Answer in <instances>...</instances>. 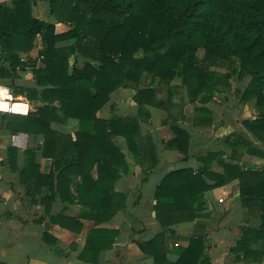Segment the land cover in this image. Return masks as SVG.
Returning <instances> with one entry per match:
<instances>
[{"label": "trees", "instance_id": "trees-1", "mask_svg": "<svg viewBox=\"0 0 264 264\" xmlns=\"http://www.w3.org/2000/svg\"><path fill=\"white\" fill-rule=\"evenodd\" d=\"M37 1L49 2L56 22L68 30L58 32L55 24L33 18L32 4ZM38 36L45 44L41 69L33 61H23ZM0 49L1 79H17L18 71L29 65L43 87V106L36 114H6L2 119L12 134L44 137L41 148L24 152L21 183L29 195L48 189L41 199L48 214L57 199L81 207L80 218L94 223L81 258L93 262L100 252L113 249L120 235L100 226L127 208V195L115 191V183L128 174L126 155L116 138L126 140L138 163L147 154L153 156L152 138L143 136L141 122L151 119L148 106L163 109L168 112L163 124L173 133L165 148L188 159L192 135L180 123L187 117L184 105L194 106L197 129L210 130L214 113L204 105L217 94L232 92V80H247L233 90L242 105L253 102L257 110L255 118L242 122L247 133L233 131L224 137L227 149L198 156V170H177L163 178L154 206L162 232L139 247L155 264H213L204 233L178 247L176 261L168 258L165 240H178L176 224L202 217L205 193L237 181L242 207L258 224L241 229V238L229 252L232 261L223 264L263 261L264 0H14L13 8L0 6ZM72 56L86 62L70 71ZM121 89L136 92V114L98 118ZM27 92L30 97L38 95V90ZM68 120L78 121L75 139L52 128L53 123ZM39 153L52 160L48 174L40 170ZM17 154L9 147L12 168ZM244 156L263 163L258 167L243 161ZM214 165L223 171L214 172ZM67 222L73 230L82 229L77 219L64 214L51 218V224ZM44 240L58 243L48 232Z\"/></svg>", "mask_w": 264, "mask_h": 264}, {"label": "crops", "instance_id": "crops-1", "mask_svg": "<svg viewBox=\"0 0 264 264\" xmlns=\"http://www.w3.org/2000/svg\"><path fill=\"white\" fill-rule=\"evenodd\" d=\"M1 5L13 8L14 0H0ZM32 16L37 20L55 24L58 32L68 30L67 27L56 22L47 1L33 3ZM44 49L45 44L42 37L38 36L32 51L23 54V61L25 63L33 61L36 69L44 68L45 64L41 56ZM85 62L86 60L80 56H72L70 71L74 67H82ZM33 68L28 65L24 70L18 71L15 80L0 78V85L8 87L16 101L13 105L14 112L12 114L14 115H33L43 106L41 93L43 87L38 85ZM32 89L38 90L37 97H34L33 94L30 97L28 94L27 91ZM135 94L136 92L131 89H121L114 93L110 103L98 113V118L110 119L114 116L135 115L137 112V104L134 101ZM209 105L204 106L210 108ZM6 107V104L0 103L1 111ZM147 109L151 111V119L148 122H141V131L143 136L152 138L154 155L147 154L142 162L138 163L127 149L126 140L123 137L116 138L117 144L126 155L128 174L122 175L121 179L115 183V191L127 195V208L118 212L110 222L100 226L118 230L120 235L113 249L104 250L100 252L98 258L95 257L98 259L97 262L81 258L87 236L94 228L92 221L80 218L81 207L57 199L48 214L46 206L41 203V199L47 194L48 189L44 187L42 194L29 195L26 185L21 183V169L25 163L24 152L41 148L44 137L28 133L12 134L6 129L7 122L2 120L3 115H11V113L0 112V264H155L152 256L142 252L139 243H146L162 232V227L154 211L157 187L163 178L173 171L189 168L198 170V156L227 148L224 146V137L220 138L217 133L221 131L218 129L221 125L214 123L216 134L196 131L194 116H192L194 115V106L186 103L184 112L187 117L180 123L191 133L192 140L189 158L184 159V155L180 152L165 148L168 141L173 138L170 127L163 124L168 118V112L149 106ZM52 128L59 133L72 135L75 139L78 121L68 120L53 123ZM225 131L226 129L222 130V133ZM239 132L247 133L245 129ZM150 144L146 143V147ZM9 147L15 148L18 152L17 160L14 163L16 169L12 168L8 159ZM252 158L254 157L249 156L245 160L249 162ZM36 159L41 172L48 174L51 170L52 160L42 157L41 153L36 156ZM262 163V160L258 161L257 166L259 167ZM213 171L221 173L223 170L219 165H214ZM237 188L238 182L236 181L205 193L207 209L201 213L202 217L194 222H183L173 226L175 237H178V240L172 238L165 240L166 246L170 250L168 258L171 261L178 259L176 254L178 247L187 246L189 238L202 233L205 235L208 257L213 264L232 261L229 252L241 238V229L248 226L256 227L258 224L256 220H249L250 216L247 209L242 207ZM34 201H38V203ZM63 214L69 218L77 219L82 224V229L73 230L72 224L68 222L63 226L60 223L51 224L52 217ZM46 232L58 241L56 245L45 242ZM89 257L92 258V255ZM236 264L250 263L240 261ZM256 264H264V259L261 263Z\"/></svg>", "mask_w": 264, "mask_h": 264}, {"label": "rangeland", "instance_id": "rangeland-1", "mask_svg": "<svg viewBox=\"0 0 264 264\" xmlns=\"http://www.w3.org/2000/svg\"><path fill=\"white\" fill-rule=\"evenodd\" d=\"M200 56L203 55V52L200 51L198 53ZM238 62V61H237ZM217 71L224 73L227 72V69L225 68H219ZM249 81V79H248ZM176 85L180 83L179 80H176L174 82ZM247 80H244L243 82L238 81L236 79L232 80L233 90L237 89V87H244L246 85ZM165 90V88H163ZM232 90V92H229L228 94H217L214 100L209 102L210 109L214 113V120L213 125L210 130H201L197 129L196 131H204L205 133H215L214 131V123L215 125H221L220 129L221 131L217 132L219 134L220 138L225 137L226 135L232 133L233 131H244V128L242 127L241 121L245 119H253L256 117L255 114H257V110L255 108V105L253 102L246 104L245 106L242 105L239 101V98L235 96V92ZM225 125V127H223ZM225 133H222V130H225ZM204 133V134H205ZM217 145L218 141H216ZM215 145V143H214ZM249 156H244L243 161H246L245 159H248ZM254 159V160H253ZM258 161H260L258 158H252V160L246 161L248 163L257 165ZM238 189V188H237Z\"/></svg>", "mask_w": 264, "mask_h": 264}, {"label": "built area", "instance_id": "built-area-1", "mask_svg": "<svg viewBox=\"0 0 264 264\" xmlns=\"http://www.w3.org/2000/svg\"><path fill=\"white\" fill-rule=\"evenodd\" d=\"M0 63H1V49H0ZM15 99L12 95V92L10 91V89H8V87L6 86H2L0 85V103H4L7 105L6 109L2 110L0 109V112H6V113H13L14 109H13V105L15 103ZM221 203L223 202L220 201Z\"/></svg>", "mask_w": 264, "mask_h": 264}]
</instances>
